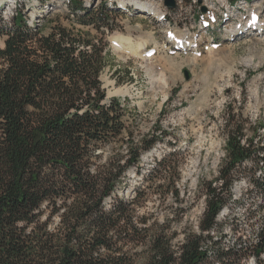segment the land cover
I'll return each mask as SVG.
<instances>
[{
    "label": "trees",
    "instance_id": "trees-1",
    "mask_svg": "<svg viewBox=\"0 0 264 264\" xmlns=\"http://www.w3.org/2000/svg\"><path fill=\"white\" fill-rule=\"evenodd\" d=\"M84 8L69 4L61 14L69 25L56 15L46 33L27 25L21 5L0 23V264H264V221L253 239L241 233L229 246L211 235L226 203L222 191L264 150L243 140L236 122H226L219 185L206 183L197 230L184 231L182 240L174 242L178 233L167 219L140 213L145 188L119 195L157 137H134L127 98H108L102 85L111 59L104 29H113L105 11L114 10L104 1ZM175 155L176 148L142 177L165 178L153 180L159 191L167 179L177 200L169 182Z\"/></svg>",
    "mask_w": 264,
    "mask_h": 264
},
{
    "label": "rangeland",
    "instance_id": "rangeland-1",
    "mask_svg": "<svg viewBox=\"0 0 264 264\" xmlns=\"http://www.w3.org/2000/svg\"><path fill=\"white\" fill-rule=\"evenodd\" d=\"M38 1L0 0V23L9 20L14 3L16 7L26 5L29 6L27 19L42 24L43 31L48 32L54 23L50 19L66 12L67 7L58 0H44L42 5ZM77 1L82 4L89 2L96 9L103 1L112 0ZM263 1L254 3L248 0V3L260 8L263 14ZM191 2L181 0L179 10L182 12L181 26L190 28V35H193V32L199 33L202 27L198 18L194 22L189 13ZM199 3L200 0L194 10H198ZM35 7L37 13L36 10L31 11ZM164 7L167 6L164 4ZM132 9L128 7L124 15L116 16L114 30L106 34L111 59L100 79L108 98H127L126 119L134 137L154 135L157 139L152 148L142 154L140 173L134 169L128 171L127 186L121 189L120 195L130 197L134 187L145 188L149 196L140 213H152L161 223L167 219L178 233L174 241L177 243L182 240L184 231L197 230L204 208L203 189L206 183L219 185L216 178L225 156L229 129L226 124L236 122L242 125L246 135L243 140L246 137L252 139L254 150L264 147V28L262 31H249L247 27L239 38L233 40L219 37L222 27L218 24L214 27L218 28L219 35L203 28V37L197 47L189 50L199 54L212 46V42L223 43L201 56H195L181 53L182 48L166 42L165 31L172 29L169 12L165 20L157 21ZM60 21L69 25L62 15ZM119 34L131 37L134 44L140 41H145L147 45L158 42L159 52L150 59L142 58L143 54H122L112 42V37ZM3 40L4 36L0 35V46ZM118 88H127V93L115 92ZM174 148L177 150V169L170 171L169 182L179 191L177 200L171 194L173 187L168 185L167 179L159 191L153 180L164 183L165 178L158 181L154 177L145 181L142 177L152 168L155 160ZM262 156L264 150L254 153L253 160L244 162L238 169L229 192L222 191L226 203L218 214V226L211 232L213 240L229 246L241 233L242 239L245 236L249 239L255 237L258 226L264 221V188L258 190L250 177L254 175L258 183L264 181ZM161 191L163 194L160 195ZM234 227L240 230L239 234L234 233ZM248 260L250 263V258Z\"/></svg>",
    "mask_w": 264,
    "mask_h": 264
},
{
    "label": "bare ground",
    "instance_id": "bare-ground-1",
    "mask_svg": "<svg viewBox=\"0 0 264 264\" xmlns=\"http://www.w3.org/2000/svg\"><path fill=\"white\" fill-rule=\"evenodd\" d=\"M251 1L254 3L256 2L258 3L261 0H251ZM197 2L198 0H192L191 9L189 12L190 14H192L194 18V22H195V19L198 18V21L200 22V26L202 27V29L204 28L206 31L209 30L212 34L218 33L219 35V31H217L218 28L214 27L215 25L218 24L219 26L222 27V29L220 30L219 37H222L223 39L233 40L235 39V37L239 38L240 35L244 33V30L247 27H249L248 28L249 31H255V30L262 31L264 28V17L262 18V15L264 13L262 14V10L260 8H256L255 5L249 4L248 0L226 1L223 8H221L219 11H216L210 14H202L200 3L197 5L198 10H194V7H196ZM214 2H221V0H214ZM180 3H181V0H179V6H180ZM188 3L190 4V2ZM105 4L108 9L116 10V11L117 10L124 11V10H127L128 7H133L132 11L135 10L138 14L140 13L142 14V16H144L143 14H145L149 18H154L157 21L165 20L166 15L168 13V12L159 11V9L161 8V0H112V1H108ZM82 5L84 7H91L90 6L91 4H89V2L83 3ZM13 8H14V11H11V16L15 13V10H16L15 3L13 5ZM203 17H207V18H203ZM26 21L29 26H35L36 24H38V23L35 24L33 19H30V20L26 19ZM201 30L199 31L200 34L197 31V34L193 32V35H190L191 34L190 28L183 26L181 28V33H189L188 36L184 37V35L173 34V30L168 29L165 31V38H166L165 40L166 42H171L172 44H174L173 46H176L180 49L181 48L182 49H186V48L193 49L194 47H197L199 41L203 37ZM112 39H113L112 40L113 44L118 48L119 52H121L122 54L130 52L137 56V55H142L147 49L145 41H140L137 44H134L132 41V38L125 36V35L119 34V35L113 36ZM213 43H217V42H212V44ZM163 86L165 87L164 84ZM115 92L125 94L127 93V88H118L115 90Z\"/></svg>",
    "mask_w": 264,
    "mask_h": 264
},
{
    "label": "built area",
    "instance_id": "built-area-1",
    "mask_svg": "<svg viewBox=\"0 0 264 264\" xmlns=\"http://www.w3.org/2000/svg\"><path fill=\"white\" fill-rule=\"evenodd\" d=\"M174 1H175L174 7L168 8V7H164V0H161V8L159 9V11L170 13V20L172 21L173 34L184 35V37H186L188 36L189 33H181L182 12L181 10H179V0H174ZM226 1H230V0H221V2H214V0H200L201 9L202 7H205V12L202 11V14H210L219 11L221 8H223Z\"/></svg>",
    "mask_w": 264,
    "mask_h": 264
},
{
    "label": "water",
    "instance_id": "water-1",
    "mask_svg": "<svg viewBox=\"0 0 264 264\" xmlns=\"http://www.w3.org/2000/svg\"><path fill=\"white\" fill-rule=\"evenodd\" d=\"M165 4L168 7H173L174 6V0H165ZM185 76L187 77V73L185 72Z\"/></svg>",
    "mask_w": 264,
    "mask_h": 264
}]
</instances>
